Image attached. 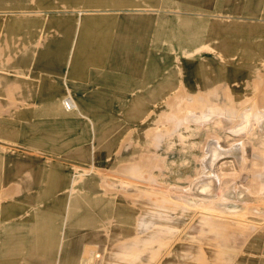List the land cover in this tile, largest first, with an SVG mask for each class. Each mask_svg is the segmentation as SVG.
I'll return each instance as SVG.
<instances>
[{
	"label": "rangeland",
	"instance_id": "obj_1",
	"mask_svg": "<svg viewBox=\"0 0 264 264\" xmlns=\"http://www.w3.org/2000/svg\"><path fill=\"white\" fill-rule=\"evenodd\" d=\"M118 55L124 93L69 92ZM0 264H264V0H0Z\"/></svg>",
	"mask_w": 264,
	"mask_h": 264
},
{
	"label": "crops",
	"instance_id": "obj_2",
	"mask_svg": "<svg viewBox=\"0 0 264 264\" xmlns=\"http://www.w3.org/2000/svg\"><path fill=\"white\" fill-rule=\"evenodd\" d=\"M180 22L179 25H174L173 29H172V37H174L175 33L177 31L180 32H184L183 34H185L188 38H200L202 37L201 35V32L195 28H189L190 25H204V23L202 22H195V21H185V20H182V21H178ZM162 25L164 24H167L166 22L163 24L161 23ZM168 25V24H167ZM185 29V30H183ZM203 39V38H200V40ZM194 40V39H193ZM191 43L193 44V42L191 41ZM120 60H121V64H119L118 62L116 61H112L113 63H116V65H113L111 64L110 65V61H109V64H108V61H106V66L105 69H108L111 68L113 71H106L107 74L102 76V75H99V73L101 72L102 73V70H98L100 72H75V73H71L69 75V83H68V88H69V92L70 93H85L87 98L91 97L89 95H94L93 93H102V94H108V93H124L126 90L124 89V83H125V75H124V71L122 72V74H119L118 73V68L121 67L124 69V59L122 58V56L120 57V55H118V57ZM75 61H70V68L73 69V67H77L76 66V59H74ZM110 66V67H109ZM35 68V66H34ZM100 73V74H101ZM60 78V75L59 76H47V77H41L40 75H37V74H34L32 76H28V77H22V80L20 81L21 82V86L23 87H28L27 89L23 90L24 92L26 93H46V92H52V93H55V92H60L61 91V88L62 86L60 85L59 83V79ZM47 84V88L44 87V85ZM42 87L45 88L42 90ZM65 87V86H64ZM50 88V89H48ZM66 100H69L71 102H69L67 105L65 103ZM134 101L133 102H136V103H143V100L139 98H134L133 99ZM62 103L64 105V108L67 110V111H74L77 112L78 114H81L82 115V112H80V108L78 107V104H77V101L74 99V97H71V96H67L65 98L62 99ZM95 105H83L81 108L82 109H90V108H93V109H102V108H107V105L103 106L101 105V103L99 102H91ZM83 104V103H82ZM100 104V105H99ZM68 106V107H67ZM37 125H33V126H26V131L24 132L25 134V138H24V141H32L33 144H42V146H44L43 144V141H41L42 137L38 138L39 136H42L41 135V130L39 127H36ZM39 129V130H38ZM54 140V138H50L48 141H50V143H52V141ZM57 141H59L58 139L54 141V143L56 144ZM61 141V140H60ZM31 142V143H32ZM18 170V169H17ZM19 171V170H18ZM48 178V176L46 177ZM56 177L51 175L50 178H48V181L46 182H49L47 185L44 184L45 186L42 187L41 191L44 190L43 192L45 191H48L49 189L53 188V184H54V179ZM73 184V183H71ZM71 184H69V187L71 188ZM74 185V184H73ZM40 191V194L38 193L37 196H40L41 197V192ZM48 193H45V197H47ZM43 197V196H42ZM67 201L69 202L68 204H71L73 205L74 202L72 201V198L71 197H68L67 198ZM10 203V202H9ZM11 204V203H10ZM11 207L10 205H8V208ZM15 208L14 210H18L17 207H13ZM8 221H11L9 220L10 216H11V210L8 209ZM44 214V215H43ZM38 215H40L39 217H36V219L34 220H30V221H38V222H45L46 219L52 217V216H55V215H52L50 213H39ZM58 218V216H55V220ZM54 219V218H53ZM42 228L44 227V225L41 226ZM31 231H36V229H34L33 226L30 227L29 225V220L26 221V222H21V225H19V227H14V229H12V234L15 233L14 235L16 237H36ZM24 233V235H20ZM26 233V234H25ZM31 235V236H29Z\"/></svg>",
	"mask_w": 264,
	"mask_h": 264
},
{
	"label": "built area",
	"instance_id": "obj_3",
	"mask_svg": "<svg viewBox=\"0 0 264 264\" xmlns=\"http://www.w3.org/2000/svg\"><path fill=\"white\" fill-rule=\"evenodd\" d=\"M69 102H71V101H69V100H66V101H65L66 105H67ZM67 107H68V106H67Z\"/></svg>",
	"mask_w": 264,
	"mask_h": 264
}]
</instances>
